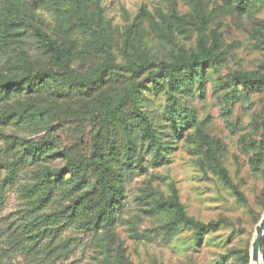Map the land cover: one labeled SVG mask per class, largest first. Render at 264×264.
<instances>
[{
	"label": "rangeland",
	"instance_id": "1",
	"mask_svg": "<svg viewBox=\"0 0 264 264\" xmlns=\"http://www.w3.org/2000/svg\"><path fill=\"white\" fill-rule=\"evenodd\" d=\"M89 6L102 20L83 17L98 36L97 48L90 50V35L76 17L61 11V0H0V23L11 19L18 23L15 32L24 33L9 43L0 41V80L28 69L65 72L61 61L45 54L40 32L59 46L77 78L56 81L41 96L0 103V264H254L253 244L264 219V91L238 96L244 91L236 78L264 77V0L250 14L241 12L237 0H92ZM200 37L222 59L206 70L204 92L195 84L189 97L179 99L198 119L195 128H182L179 136L167 122L172 96L167 88L153 91L149 75L161 63L189 59L198 52ZM108 45L113 66L103 53ZM139 55L149 70L132 76L119 69L139 64ZM139 85L145 110L161 129L166 157L129 181L116 223L89 231L85 219L69 220L61 213L70 202L66 195L36 209L37 193L30 189L38 166L15 163L22 154L14 145L21 138L49 141L56 154L71 150L79 161L99 137L107 147L115 141L124 158V130L108 107ZM20 110L22 122H38L37 134L23 130L13 115L1 119ZM141 156L152 160L151 154ZM52 162L62 169L65 158ZM13 163L12 180L7 166ZM174 198L187 217L217 223L218 229L199 241L193 227L182 225L168 243L159 228L169 217L156 215L153 207ZM259 264H264L262 244Z\"/></svg>",
	"mask_w": 264,
	"mask_h": 264
},
{
	"label": "trees",
	"instance_id": "2",
	"mask_svg": "<svg viewBox=\"0 0 264 264\" xmlns=\"http://www.w3.org/2000/svg\"><path fill=\"white\" fill-rule=\"evenodd\" d=\"M258 1L260 0H237V5L241 12L250 14L257 8ZM90 4H92V0H61V11L67 14L69 19L76 17L85 33L90 35V42L86 45L88 50L97 48L98 36L93 27L94 24L89 21L84 22L83 17L92 16L94 21H96V17L99 21L101 20L98 13H95L94 16ZM93 4L98 7L96 2L93 1ZM98 11H100L99 7ZM17 27V22L11 19L3 20L0 23V41L9 43L14 40L15 36H24L23 32H15ZM38 36L43 46H48L45 54L61 61L65 72L58 74L52 69L32 72L28 69L22 75L0 80V103L26 96L44 95L51 91L53 83L59 80L77 81L74 71L70 69L69 63L64 59L59 46L42 32ZM86 47L83 49L87 50ZM103 53L107 57V65L113 66L109 45L105 47ZM139 59V64L128 67L120 66L119 69L132 76L149 70L147 60L141 55H139ZM221 59V57L211 53L204 37H200L198 52H195L189 59L170 64L161 63L155 73H150L149 80L152 90L160 93L164 88H167L168 93L172 96L167 108V122L170 124L171 132L180 136L182 128H195L198 125L196 111L193 108H182L179 99L189 97L195 84L198 85L199 91L204 92L203 84L209 78L206 70L217 67ZM236 80L240 82L244 91V93H238V96L253 90L264 91V77L254 79L248 75H243L237 76ZM141 95L142 85H139L122 93L114 106L110 107V103L108 104L109 115L124 130L128 145L127 155L124 158H121L115 141H112L107 147L106 143L99 137L94 138L90 155L81 158L79 161L72 158L71 150H62L56 154L53 150L54 144L49 141L33 142L27 138H21L14 145V148L22 154L15 163L24 161L28 166H38V172L35 173L36 182L31 185L30 189L34 194L37 193V197L33 200L36 209L46 205L56 196L66 195L70 198V202L61 213L66 214L69 220L85 219V225L89 231L100 230L116 223L117 215L126 206L125 200L127 199L129 181L135 175L146 172L148 165L152 167L162 165L163 159L166 157L164 149L167 147H165V140L159 131L161 129L157 125L156 119L145 110V99ZM12 115L19 118L23 130H29L31 135L38 133L36 120L27 119V121L22 122V110L7 114L1 119ZM198 132L202 138H206L200 129ZM141 142H144L146 147H143ZM144 152L152 155L151 162L147 163L142 158L141 155ZM57 156L65 158V165L62 169L52 166V161ZM14 166V163L12 166H7L12 180L16 175ZM221 174L228 180L225 171L221 170ZM153 208V211L157 213L156 215L164 213L169 217L162 222L159 228L168 243L180 235L182 225L193 227L199 241H202L205 236L216 231L219 227L217 223L205 225L187 217L183 205L177 198L170 202H156ZM262 245H264V239Z\"/></svg>",
	"mask_w": 264,
	"mask_h": 264
},
{
	"label": "water",
	"instance_id": "3",
	"mask_svg": "<svg viewBox=\"0 0 264 264\" xmlns=\"http://www.w3.org/2000/svg\"><path fill=\"white\" fill-rule=\"evenodd\" d=\"M264 236V219L260 223L258 229H257V237L253 244V250H252V261L254 264H259L260 262V250H261V244Z\"/></svg>",
	"mask_w": 264,
	"mask_h": 264
}]
</instances>
